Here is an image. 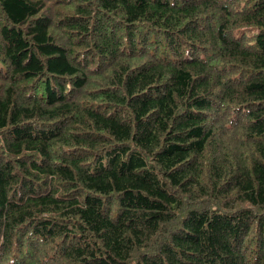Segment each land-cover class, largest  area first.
<instances>
[{"label":"trees","instance_id":"obj_1","mask_svg":"<svg viewBox=\"0 0 264 264\" xmlns=\"http://www.w3.org/2000/svg\"><path fill=\"white\" fill-rule=\"evenodd\" d=\"M0 264H264V0H0Z\"/></svg>","mask_w":264,"mask_h":264},{"label":"bare ground","instance_id":"obj_2","mask_svg":"<svg viewBox=\"0 0 264 264\" xmlns=\"http://www.w3.org/2000/svg\"><path fill=\"white\" fill-rule=\"evenodd\" d=\"M42 239V238H41ZM31 244V243H30Z\"/></svg>","mask_w":264,"mask_h":264}]
</instances>
